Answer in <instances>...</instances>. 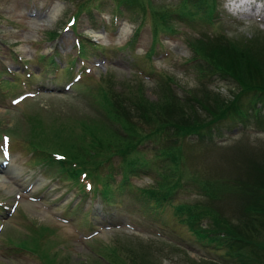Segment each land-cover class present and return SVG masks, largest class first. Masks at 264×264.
I'll list each match as a JSON object with an SVG mask.
<instances>
[{
    "label": "rangeland",
    "instance_id": "rangeland-1",
    "mask_svg": "<svg viewBox=\"0 0 264 264\" xmlns=\"http://www.w3.org/2000/svg\"><path fill=\"white\" fill-rule=\"evenodd\" d=\"M24 1L0 0V15L3 18L0 21V70L4 65H7L11 67V70L18 71L21 75L23 73V66L19 63V57L25 59L27 61L26 65L29 71H32V74L29 79H27L26 76H20L18 84L20 88L17 92H33V94L28 93L33 96L25 95L29 98H25L15 105L9 102L10 99L15 97L9 96L12 94L3 91L4 98L0 96V128H9L8 136L10 146L12 145L13 147L11 165L14 164L17 166L16 171L22 175L21 181L16 183L19 186L3 182V175H0V200L3 202H10V198L13 193L16 192L19 198L15 216L7 221L8 226L4 229L3 237H7L8 235L12 237V233L15 231H27L25 228L27 225L25 224V220H18L11 225L15 217L22 212L26 217L35 220L37 223L41 222L43 225L56 231V238L61 241L59 247L62 254H59V256L61 260H67V262L71 259L69 264H73L76 260L86 259V264H101L95 252H102V246L110 244L114 248V253L121 260L130 257L128 250L134 251L132 256L136 253L141 254V251H145L144 249L133 250L141 246L156 250L154 260H152V262L156 264H208L204 260H199V255L194 256V254H190V251L187 249L190 246L185 247L180 243L172 246H164L162 244V241H164L163 239H158L146 234L136 235L124 229L109 233H101L99 236L95 237L94 240L84 242L85 238L78 235L77 228L87 233V224H83L84 222L86 223L87 218L86 216L84 217L78 206L76 207V215L70 223L59 224L50 216L47 209L41 207L37 201L25 202L26 194L22 193L20 189L26 184L34 182L36 178L40 180L35 181V188L45 186V193L48 201H54V205H61L57 208H66L63 204L67 203L66 201H70L72 198L70 192H65L60 196L66 189L64 182L59 181L48 185L46 174L42 175L46 179L41 178L38 173L40 169L39 166L33 165L28 161L29 153L24 148L22 139L28 137L29 122H31V119H29L30 116L39 118L44 127L53 125L61 134L65 135L72 133L76 136L82 135L79 122L87 121L95 115L99 116V114L96 113L98 109L96 88L101 84V79L111 76L112 78L108 81L111 88L116 91L117 94L126 97H133L136 95L135 83L137 84V82H140L138 85L142 87L141 91L143 96L148 101H154L157 97V87L155 86L157 78L154 77L149 80L139 79L138 81V78L134 79L133 74L130 72L131 66L128 64L129 57L133 58L143 55L152 37L149 31H152L151 27L153 21H150L148 15L141 16L137 12H127L124 15L126 23L121 22L119 32L114 37L110 35V31L106 32V34L96 29H85L84 31L88 36H93L97 41H100L104 46L119 47L129 36L130 32L139 27L138 22L141 20L143 23L141 25L142 29H140L142 32L141 40L134 43L132 49H125L122 52L112 55L105 54V57L110 59L109 62L88 55L86 61L83 62V67L91 69L90 73H93L91 78L82 77L79 81L80 83L72 86L70 90H61V87L65 83L71 82V78L61 71L63 59L62 62L58 64L59 66L57 68L39 71L35 63V57L40 54H45L50 49H53V47H57V49H60L59 53L65 56L64 61L69 60L72 53L67 47L72 44V34L69 31L63 32L59 28L70 13L78 10V4L86 0H58L57 2L56 0H43L48 3L50 11L46 19L43 17H27L24 14L26 11V8H24ZM98 1H105L107 4V1L111 0H90V3L95 5ZM243 1L247 0H235L230 4L225 3V0H215V20L212 27L190 29L183 25L176 24L174 30L178 31L179 34L177 37L171 35L168 37L166 36L165 42L162 43L160 49V51L169 52V57L161 62L155 63L143 61V68L147 67V70L151 68L157 69L163 74H168L174 80L178 79L179 81L177 83L181 88L183 87L182 89H191L196 86L195 67L199 62H191L193 54L187 44H185V40H199L204 42L206 37L214 38L219 36L240 40L243 36L245 39H250L251 34L258 35L257 38L264 37V21L257 19L253 20V22L245 21L238 23L235 21V15L229 12H233V10L238 8V2L241 4ZM104 12L105 15L99 17L100 21L113 20V15H107V13L110 14L111 12L109 6ZM78 17L81 19L83 17L82 13H79ZM54 21L57 22L54 23ZM116 21L120 22L122 19L117 17ZM81 26L83 28L87 26V21L85 19H82ZM52 31L59 33V36L49 39L47 32ZM60 32L62 33L61 35ZM162 33L163 32H159V34ZM241 45L240 43L239 46ZM8 46H10V50ZM10 51H14L16 62H14L10 56ZM126 58L127 61L125 62ZM224 77L226 76L218 75L217 73L208 75L207 81L210 82L209 87L215 91H219L222 96L238 93V89L235 87L236 83L224 79ZM3 78H6V76L1 75L0 79ZM9 78L7 79L10 80L11 78ZM41 85L45 87V90L41 89ZM49 85L55 88V90L57 89L60 91H56L49 96V94H47L49 90H46V86ZM85 87H90V89L84 91ZM24 88L27 91H24ZM181 88L178 89L180 90ZM253 94H256L258 97L257 93ZM236 104H238L240 109L245 113V117L241 118V120L238 116H235L231 120H222L217 124L203 127L198 134L187 136L186 140L188 144L184 148L177 146V149H175L174 162H172L168 156H165L167 158L162 161V166H164L162 170L165 172L168 171L167 162L170 161L175 164L177 174L190 172V170L186 169L188 165L191 170L196 171L199 169L202 175L208 176V174H210L213 177L225 178L224 181L226 182L227 178L232 179L244 173L246 170L245 167L249 164V160L262 157L264 152V127L261 126L260 123L262 118H264V98L258 100L250 94H243L238 97ZM68 117L71 119H67ZM133 130L139 133L134 127ZM217 133H222V135L215 138ZM158 134L163 138L161 142H158L157 148L154 147V150L151 148V151L145 152V155L148 157L155 156L156 150L162 145L165 147L173 145L170 141L173 137L171 131L162 129L158 130ZM46 136L49 137L50 134ZM66 138V136L53 138L50 144H48V149H60L66 152L70 144L69 139L62 142ZM136 140L141 139L138 138ZM82 141L90 142L91 140L89 137L85 136ZM179 155H181L180 158ZM107 156L108 154H105L102 157ZM89 162L90 161H88V163ZM138 182L143 186H147L153 183V179L151 177H145ZM58 196H60V199L57 198ZM75 201L76 198L73 199L72 203H69V206H74L76 204ZM120 205L125 207L127 211V213L121 214L123 221L130 222L138 229H133L132 232L152 234V226L138 219L139 217L137 214L132 212L136 209L135 205L125 197L117 198L115 200V206L108 208V212L102 214V216H105V223L112 222L117 218L118 214L116 211ZM232 210H234V206L231 204H227L221 209L224 216L230 215ZM242 213V211L235 213L234 218L238 219ZM19 217L18 215L17 218ZM93 217L98 222L101 221L98 216L93 215ZM96 226L99 225L95 224L94 227ZM180 234L190 245L195 248L198 247L185 230H181ZM16 235L17 233L15 232V236ZM132 239H138L140 242L132 241ZM158 244L168 248V250H163V246H161L164 256L160 255L164 258L159 257V253L157 252ZM121 250H123V253L120 252ZM205 253L218 264H234L231 258L225 257L224 254L219 251L212 250V252H210L206 250ZM103 258L107 259V257ZM201 258L205 259L203 256H201ZM24 260L25 257L23 255L18 256V258L16 256L3 258V254L0 256V263L2 262L4 264H21ZM206 260L208 261L209 258ZM34 264H38V262L35 261Z\"/></svg>",
    "mask_w": 264,
    "mask_h": 264
},
{
    "label": "trees",
    "instance_id": "trees-1",
    "mask_svg": "<svg viewBox=\"0 0 264 264\" xmlns=\"http://www.w3.org/2000/svg\"><path fill=\"white\" fill-rule=\"evenodd\" d=\"M112 1L116 4V8L121 7L123 11L130 10V12H137L141 16L148 15L150 21H153L151 27L153 34L157 31L174 34L177 32L174 30L176 24H183L190 29H194L198 25L212 27L215 20L214 0H179L177 3H167L165 6L158 5L152 2L153 0ZM82 7L84 5H81ZM142 24L140 20L139 27L134 30L131 41L138 34V30L142 28ZM257 36L251 34L250 39H245L243 36L240 40L224 36L206 37L204 42L185 40V44L193 54L192 60L197 58L201 60L196 66L199 77L206 73L224 75L236 82V88L241 90L240 94L252 92L264 96V37L257 38ZM240 43L241 46H239ZM79 51V56L87 52L94 54L103 52L99 46L89 41L80 42ZM52 61L50 59L49 63ZM110 78L112 77L107 76L105 79H101V84L96 88L98 97L96 113L99 116L95 115L87 121L79 122L82 135L76 136L70 133L62 141L70 140L66 151L68 159L77 160L87 156L92 146L105 148L124 146L126 150L131 149L133 153H137V146L133 143L135 139H142L143 136L149 134H158V130L163 128L177 133L180 125L191 127L201 124L203 119L210 117H230L227 115L229 109L233 110V116H238L240 119L246 116L236 104L240 94H232V98L228 100L220 92H213L202 86L203 88L191 90L189 94L191 97L186 99L175 92L179 80L161 74L157 76L155 83L157 97L154 101H148L142 94V87L138 85L140 82L135 83L136 95L126 97L117 94L111 88L108 83ZM133 78H138V81L141 79L137 74H133ZM0 83H3L2 89L6 92H12L16 87L13 82L0 81ZM175 83L176 87L172 88L171 86ZM89 89L90 87H85L84 91ZM189 101L196 104L197 110H193ZM197 111H200V115H204L203 119L201 116L199 117ZM29 119L31 122H29V138L26 145L31 152L37 156L41 155L43 163L51 164L52 160L47 144L50 139L45 135L43 124L35 116H30ZM133 127L139 133L134 131ZM5 131L0 129V133ZM145 131H148L146 135L143 133ZM85 136L89 137L91 141H82ZM84 143H87V146L81 147V144ZM175 149L177 147L168 148V152L164 155L174 159ZM262 156L263 160L253 158L252 161H249L247 165L249 168L246 167V170L252 171L250 178L243 174L230 180L233 182L232 187L239 188L242 192V207L245 213L233 222L228 215L224 216L220 210H215L211 217L212 228L207 231V236L202 237L207 240L204 242L208 244L211 242L219 248L224 247L231 254L239 255L240 264H264V153ZM180 157L181 155H179ZM57 165L62 173L69 169L66 161L58 162ZM164 187V185H155L150 189L152 197L160 199L159 203L169 199L170 193ZM16 245L36 254L40 264L56 263V253L50 252V245H47L41 236L35 240V238H31V235H27L18 239ZM105 250L112 256L113 259L110 260L112 264H123L120 263L122 260L118 258L112 248ZM136 258L133 255L123 260L126 264H156L149 258L139 261H136ZM59 264L61 263L59 262Z\"/></svg>",
    "mask_w": 264,
    "mask_h": 264
},
{
    "label": "snow or ice",
    "instance_id": "snow-or-ice-1",
    "mask_svg": "<svg viewBox=\"0 0 264 264\" xmlns=\"http://www.w3.org/2000/svg\"><path fill=\"white\" fill-rule=\"evenodd\" d=\"M7 144V139L5 140V145Z\"/></svg>",
    "mask_w": 264,
    "mask_h": 264
}]
</instances>
